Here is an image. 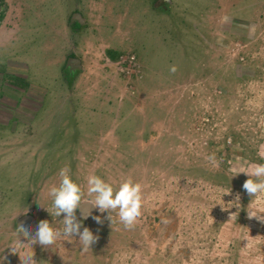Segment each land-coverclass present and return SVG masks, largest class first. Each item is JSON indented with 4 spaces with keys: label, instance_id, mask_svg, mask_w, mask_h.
Wrapping results in <instances>:
<instances>
[{
    "label": "rangeland",
    "instance_id": "1",
    "mask_svg": "<svg viewBox=\"0 0 264 264\" xmlns=\"http://www.w3.org/2000/svg\"><path fill=\"white\" fill-rule=\"evenodd\" d=\"M110 40L118 60L135 66H117L124 86L112 97H120L102 104L69 59L72 44L75 56L91 55ZM71 111L91 118L71 125L88 135L43 143L42 134L56 133L48 113ZM95 131L107 134L99 140ZM251 162L264 163V0H0L4 264H23L7 249L23 216L61 227L47 189L65 167L85 190L91 174L113 187L133 178L142 185L141 216L125 228L115 213L111 224L94 210L102 223L84 220L98 236L87 251L78 240L23 242L37 264H264V221L249 218L252 197L242 188L249 177L232 178ZM237 192L239 209L228 204ZM20 206L29 212L15 222Z\"/></svg>",
    "mask_w": 264,
    "mask_h": 264
},
{
    "label": "clouds",
    "instance_id": "2",
    "mask_svg": "<svg viewBox=\"0 0 264 264\" xmlns=\"http://www.w3.org/2000/svg\"><path fill=\"white\" fill-rule=\"evenodd\" d=\"M175 71V68H172ZM215 162V155L208 157ZM240 173L246 174L249 178L242 185L243 190L252 197L247 208L249 218L256 217L264 221V208L260 207L261 200L264 199V163L251 162L248 168H241L232 176L235 177ZM60 181L48 187L47 194L51 198V208L54 210L55 217H61V227H54L47 219L40 220L33 228L28 221H23L17 226L14 225L13 233L17 239H13L7 249L19 251L23 257V264H37L34 255L28 254L23 249V242L32 246L37 243L49 247L60 240L77 241L82 250L87 251L90 246L98 239V236L88 228L84 227V220L89 216L97 223H102L99 215H93V210L100 213H107L106 219L112 224L113 213L125 228H131L138 217L141 216L143 206L142 185L139 182L128 177L121 181L118 187L107 182L99 175L91 174L87 177L86 190L83 186L72 179L70 169L67 167L59 171ZM231 178V179H232ZM225 195H232V188L223 190ZM90 197V198H89ZM223 200V199H222ZM241 195L239 192L234 194V198L228 204L231 208H240ZM88 208L85 213L83 208ZM46 209V208H44ZM51 216L53 215L46 209ZM81 210L78 217L77 211ZM26 207H18L15 210V222L21 213H27ZM23 234V235H21ZM6 256H0V264H4Z\"/></svg>",
    "mask_w": 264,
    "mask_h": 264
},
{
    "label": "crops",
    "instance_id": "3",
    "mask_svg": "<svg viewBox=\"0 0 264 264\" xmlns=\"http://www.w3.org/2000/svg\"><path fill=\"white\" fill-rule=\"evenodd\" d=\"M78 25H80L82 28L84 27L83 26V20L81 17L78 18ZM75 35L76 36L78 35L80 37V36H82V33L79 32ZM53 38L54 39H52L50 41V43L55 44V45H53V47L56 50L59 46H61L60 45L61 43L58 44L55 40V37H53ZM92 41H93V44L90 45L91 47L95 45L94 44L95 41L93 40V38H92ZM110 43H113V44L108 43L106 46H104V49L102 48L101 51L98 50L95 53H92L91 55L87 54V52H88L87 49L86 50L80 49V55L79 56L74 55L75 49L72 48L73 47V44H72L71 53H70L72 56L69 59L70 67L78 66V69L82 71V76L80 77L79 85L82 86L83 90H87L88 93L89 92L100 93L99 96L95 95V100L99 103H102V104H103V102L106 103V101H108V102L113 101V99L114 100L117 99V101H118V97H120V95L117 92L122 91L120 89V87L124 86V85H122L124 82L122 81V78H121L122 77L121 74H123L122 69H118L117 66L119 65V66L125 67V68H127V70H130L133 66H135V64L133 65V61H130V62L124 64V63H122L121 59L118 60L121 55L114 52V50H115L114 49V44H115L114 40H110ZM53 47H52V49H53ZM55 55H56V53H55ZM73 59L78 60V62H79L78 65H77L76 61H70ZM107 61H111L112 63H110V65H108L106 63ZM93 75L97 78H94ZM130 84H131V82L126 81L125 87L128 86V88L126 89V91H127L126 95L129 92L128 89H129ZM114 89H116L117 95L113 98L112 96H114ZM54 97L55 96L50 97L51 103L53 101H55V99H53ZM83 98H92V97L84 96V97H81L80 99H83ZM72 112H74V111H71V113H68V112L48 113V115L49 114H53V115H52V118L51 117L48 118V120H50V123L48 124L47 128H49L51 130H52V128L56 129V130H52V131H56V133L45 134L46 137L44 136V134H42L43 135L42 137L45 138L44 140H42L43 143H46V144L49 143L50 145H56V144L58 145V143L61 142L59 140V137H61V136H65V135L72 136V135H74V137H77L80 135H88L86 133L87 128H80L78 126L72 127L71 125H77L78 121L89 120L91 118H84V119L78 118V117L73 116V115H76V113L74 114ZM117 113H123V112H117ZM12 119H14V118H12ZM66 120L69 121V123L63 124ZM58 121H61V123H58ZM58 130H60L59 132H61V133H58ZM79 131H81L80 134H79ZM96 131L94 133L89 134V135H91V136L96 135L99 137V140H100L103 135L107 134V133H104L102 135V132L96 133ZM110 131H112V134H114V136L120 135L118 130L116 128H114V124H113L112 129ZM124 134H127V133H123L121 135H124ZM96 136H94V137H96ZM48 138H50V139L48 141H46V139H48ZM65 143H66V140H65ZM100 143H99V146L101 145ZM84 145H86V144L84 143ZM93 146H94V150L98 148L97 144H94Z\"/></svg>",
    "mask_w": 264,
    "mask_h": 264
},
{
    "label": "water",
    "instance_id": "4",
    "mask_svg": "<svg viewBox=\"0 0 264 264\" xmlns=\"http://www.w3.org/2000/svg\"><path fill=\"white\" fill-rule=\"evenodd\" d=\"M70 61H76L77 62V65H78V60H75V59H73V60H70ZM71 63V62H70ZM80 212H81V210H79ZM83 211L86 213L87 211H88V208H87V206L86 207H84L83 208ZM94 211V210H93ZM23 221H28V222H30L32 225H33V228L35 229V226L38 224V220L35 218V217H33L32 215H25V216H23L19 221H18V224L17 225H19V223H21V222H23Z\"/></svg>",
    "mask_w": 264,
    "mask_h": 264
}]
</instances>
